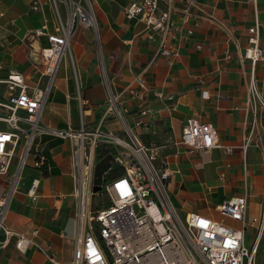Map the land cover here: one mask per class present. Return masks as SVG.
<instances>
[{
    "label": "crops",
    "instance_id": "0c3cea01",
    "mask_svg": "<svg viewBox=\"0 0 264 264\" xmlns=\"http://www.w3.org/2000/svg\"><path fill=\"white\" fill-rule=\"evenodd\" d=\"M40 1L44 2L43 8L33 11L32 0H0V82L16 72L25 76L31 87L37 85L38 50L48 47L49 42L45 36L34 39L31 34L44 23L53 30L56 19L48 0ZM129 1L94 0L98 46L92 44L94 29L78 30L71 44L74 72L57 74L43 121L59 129L78 128L81 96L90 102L86 121L93 129L108 109L110 89L106 81L109 88L122 92L129 89L137 74L143 73L147 82L144 100L155 110L152 126L136 129L145 145L179 140L187 118L199 116L216 127L222 146L234 148L232 153L222 147L193 153L181 147L167 149L171 167L178 171L171 183L176 206L185 214L197 212L241 228L240 222L223 218L217 206L231 197L245 195L249 217L258 216L262 209L264 109H259L254 124V114L246 102L252 67L242 54L248 44V29L255 24L259 25L264 46V0H195L190 14L185 10V0H161L162 8L168 1L174 5L177 25L167 40L176 52L169 58L159 53V33L148 30L142 21L126 18L124 9ZM257 69L255 75L261 80L264 64ZM203 91H208V98L202 96ZM3 95L0 93V97ZM131 95L126 94L124 102L130 126L135 125L139 103ZM104 123V130L123 133L124 124L116 117ZM250 132L254 142L243 153L244 137ZM35 147L46 156L48 165L36 168L34 153L27 156L29 169L23 168L6 213L7 225L18 235L12 236L6 246L0 245V264H69L74 258L78 227L70 143L43 136L35 140ZM35 179L39 186L36 195L30 197L28 191ZM9 181L0 178V195L7 191ZM35 231L37 235H33ZM21 234L32 239L25 251L16 247ZM0 239H4L2 233ZM45 246H49V254L57 263L40 249ZM259 250L257 259L261 256L263 264L264 239Z\"/></svg>",
    "mask_w": 264,
    "mask_h": 264
},
{
    "label": "built area",
    "instance_id": "2783aa9c",
    "mask_svg": "<svg viewBox=\"0 0 264 264\" xmlns=\"http://www.w3.org/2000/svg\"><path fill=\"white\" fill-rule=\"evenodd\" d=\"M48 2L56 13L53 30L44 23L31 34L34 39L45 36L49 42L48 47L38 50L40 61L35 64L39 76L37 85L31 87L26 77L16 72L1 81L7 91L0 97V178L7 177L10 181L7 191L0 195V234L4 235L0 245L6 246L17 234L7 225L6 213L22 170L27 166V156L34 153L36 168L48 165L46 156L35 147V140L50 136L69 141L72 152L71 174L75 182L72 196L76 200L78 237L74 258L69 264H257L264 239V195L258 216H248L245 195L231 197L217 206L223 218L240 222L241 228L197 212L188 213L185 221L181 220L171 198L172 179L178 171L172 169L166 150L181 147L193 153L222 147L232 153L234 148L222 146L216 127L203 122L199 116L187 118L179 140L164 145H145L136 129L152 126L155 110L144 100L147 82L143 73L134 77L128 90L118 92L110 87L108 109L93 129L86 121L90 102L81 96L78 97L81 107L78 128L59 129L43 121L58 71L65 55L71 52L74 36L80 28H98L92 0ZM59 3L65 6V19ZM43 4V1L32 0L31 9L40 11ZM184 5L190 14L195 0H185ZM173 6L169 1L162 8L161 0H130L124 9L126 18L142 21L148 30L161 35L159 53L168 58L176 54L167 45L168 37L177 28ZM248 38L242 54L243 60L249 61L252 67L246 102L256 124L259 109H264V70L261 80L255 75L258 65L264 64V46L260 43L258 24L248 29ZM128 93L139 102L135 125L132 126L125 119L129 113L124 106ZM157 96L161 98L162 94ZM202 96L208 98V91H203ZM111 116L124 124L122 134L103 129L105 120ZM252 134L244 137L243 153L253 145ZM101 145L107 146L112 161L103 175L101 190L94 193L95 168L101 160L97 151ZM15 158L18 164L11 172ZM114 170L119 174L112 176ZM38 186L39 180L35 179L28 191L30 197L36 195ZM100 194L106 195L109 204L93 209V198ZM249 228L254 230L250 249L245 243ZM37 234L38 231L33 232V235ZM31 241L21 234L16 247L25 251ZM40 249L50 261L57 263L49 254V246Z\"/></svg>",
    "mask_w": 264,
    "mask_h": 264
},
{
    "label": "rangeland",
    "instance_id": "374dc122",
    "mask_svg": "<svg viewBox=\"0 0 264 264\" xmlns=\"http://www.w3.org/2000/svg\"><path fill=\"white\" fill-rule=\"evenodd\" d=\"M92 2H93L92 3L93 6H94V11H95V5H94L95 2H94V0H92ZM59 8H60V11H61L62 16H64L63 18L65 19V15H64L65 6H63L62 4L60 5V3H59ZM97 23H98V20H97ZM94 32H95L94 33V36L92 37V44L94 46H96V44H97V46H98V43H99V32H98V28H97V30H94ZM98 48H97V50H99ZM71 55H72L71 52H68L65 55V57L63 58V62H62V65L60 67V70H59V73H58L59 75L58 76L65 75V74H67V72H69V71L72 72L74 70V68H75L74 67V63L72 62V61H74V57L71 56ZM99 55H100L99 57H101L100 52H99ZM72 66H73V70H72ZM22 69L23 68H20L19 71H22ZM22 73H23V71H22ZM106 82H107L106 84L108 86V89H110L109 88V85H108L109 84L108 81H106ZM112 89H114V88H112ZM119 121L122 124V121L121 120H119ZM154 145H156V144H154ZM148 146H153V145H148ZM95 159H96V156H95ZM30 161H31V158L29 159V162ZM17 164L18 163H17L16 158H15V161H14V163L12 165L11 171L14 170V168L17 166ZM27 169H29L28 166L25 167V171ZM25 171H24V173L22 175V177H23L22 180H25L24 179L25 176H26V172ZM172 200H173V203H174L175 207L177 208L176 210H177L179 216H181L180 217L181 220L184 222L185 221V217H186L185 212L182 211L178 206H176V204H178V203H177V198L175 196H172ZM107 202H108V198L106 197V195L104 197H103V194H100L98 196H94V198H93V209H99L100 207H102L103 205H105ZM245 234H246V246H248L249 249H250L251 246H252V244H253L254 231L251 228H249V229L246 230V233ZM257 264H262V257L261 256H259V258L257 259Z\"/></svg>",
    "mask_w": 264,
    "mask_h": 264
},
{
    "label": "water",
    "instance_id": "95a60500",
    "mask_svg": "<svg viewBox=\"0 0 264 264\" xmlns=\"http://www.w3.org/2000/svg\"><path fill=\"white\" fill-rule=\"evenodd\" d=\"M112 155L108 154L103 157L96 165L95 168V187L94 193H98L102 188L103 175L111 166Z\"/></svg>",
    "mask_w": 264,
    "mask_h": 264
},
{
    "label": "trees",
    "instance_id": "16d2710c",
    "mask_svg": "<svg viewBox=\"0 0 264 264\" xmlns=\"http://www.w3.org/2000/svg\"><path fill=\"white\" fill-rule=\"evenodd\" d=\"M97 155H98V158L99 159H102L103 157H105L106 155L110 154L109 153V149L107 148L106 145H101V147H99L98 151H97ZM117 175L119 174V171L118 170H114L113 173H111V175ZM109 204L108 202L106 203V205Z\"/></svg>",
    "mask_w": 264,
    "mask_h": 264
},
{
    "label": "bare ground",
    "instance_id": "6f19581e",
    "mask_svg": "<svg viewBox=\"0 0 264 264\" xmlns=\"http://www.w3.org/2000/svg\"><path fill=\"white\" fill-rule=\"evenodd\" d=\"M6 91H7L6 85L4 83L0 82V93L5 95Z\"/></svg>",
    "mask_w": 264,
    "mask_h": 264
}]
</instances>
